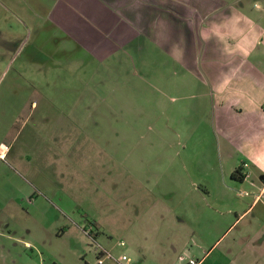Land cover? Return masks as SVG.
<instances>
[{"label": "rangeland", "instance_id": "obj_1", "mask_svg": "<svg viewBox=\"0 0 264 264\" xmlns=\"http://www.w3.org/2000/svg\"><path fill=\"white\" fill-rule=\"evenodd\" d=\"M107 1L0 0V264H89L110 241L109 261L135 264L132 249L171 241V264L203 254V264H250L245 222L227 228L234 214L201 195L221 160L224 170L240 162L213 112L238 104L224 80L264 67L253 33L264 0H240L237 16L211 26L170 0V33L150 26L145 7L142 38L120 42L109 29L125 24L111 20L133 22L138 0L114 2L104 19ZM78 3L77 37L68 17Z\"/></svg>", "mask_w": 264, "mask_h": 264}, {"label": "crops", "instance_id": "obj_2", "mask_svg": "<svg viewBox=\"0 0 264 264\" xmlns=\"http://www.w3.org/2000/svg\"><path fill=\"white\" fill-rule=\"evenodd\" d=\"M116 1H120L124 4L129 3L128 0H123L124 2L122 0L107 1L108 6L103 4V6H101V10L106 11L107 9H110L111 6L115 5L114 2ZM180 1L185 4L183 7L186 11L189 10L191 14L197 12L199 15L200 25L210 26L214 23H219L223 20H230L232 17L237 16L240 3V0H230L231 2L219 0L216 5H206L205 3L201 4L197 0ZM159 2L168 11L167 17H162V10L156 7V4ZM162 2L163 0H138L130 7L133 15L137 16V19L130 23L125 15H120L115 11L116 17H113L111 21L125 25L123 27L119 26L118 31H112L111 28L109 29L111 38L115 39L114 42H120V38L125 37L142 38V33H145L146 30V24L143 25V19L141 20V16L138 12L144 10L145 7L150 15V26L161 23L164 25L163 31L170 33V31L173 30V23L175 19L171 10L175 7L171 5V1L167 2L166 5ZM176 2L178 3L177 0H174L175 6ZM196 2H198L197 7L194 4ZM79 5V3L74 4L75 9L78 8V15H71L72 29L68 30L73 34L72 36L75 34L77 37L80 36L85 29L79 26ZM105 11L104 19L107 18ZM104 19H98L95 17L89 22V26L91 24L100 25V22H103ZM170 23L171 30L169 26ZM105 25L107 24L104 23L103 26ZM253 28L255 30V32L253 30V33L258 35L256 41L257 45H261L264 48V19L261 22L255 23ZM106 29L107 26L104 28V31H106ZM94 30L96 32L102 31V29L98 30L96 27H94ZM151 33H153V31H151ZM152 36L153 37L151 38L157 43L156 35ZM87 40L89 43L91 37H88ZM118 46L121 45H116V47ZM108 54L109 51H107L105 55ZM254 70L255 73L252 75L240 76L242 74L241 69H237L236 72L239 76L232 74L231 78L224 80L222 83V89H229L232 94L231 96L229 95V97L236 99L238 104L235 106L236 108L234 113L231 112V109L228 107H224L220 110L219 107L215 106L216 110L214 109L213 116L214 114L219 115V117L216 118L219 126L215 128V132L218 137L220 136L224 141L237 147L240 162L238 159V165L234 167V169L232 165H230L224 170L221 160V169L218 171L215 170L213 173V185L205 186L202 191L203 196L201 195V197L207 196L212 198L215 201L214 205L217 208H222V210L224 208V213L228 215L234 214L232 219L229 221L227 228H230L235 223L239 224L241 221L245 222V225L239 232L240 235H243L241 241L244 242V248H248V256L251 262L250 264H261L264 263V67H259L258 69L254 68ZM232 83L234 85L233 88L230 89L229 85ZM218 96L221 97L222 95ZM5 146V144L0 143V148L4 149L3 154L6 159L9 150L8 146H6V149ZM236 170L243 175L241 180H236L232 177L231 174ZM207 174L205 175L207 176ZM212 181H210V183H212ZM233 198L237 200L234 202L230 201ZM222 214L223 212L219 213V216ZM168 230H171V226ZM99 233L100 232L98 230L96 239H99ZM0 236H2L1 233ZM110 242H106L105 247L109 250L116 251V244ZM163 245H154L152 252L148 254L139 248L137 250L130 248V250H132L129 251L132 252L135 257V264H146V260H149V258L151 259V262H156V264H171V241L168 242L167 246ZM106 248L104 249L108 251ZM204 257L205 254H203V256L197 261V264H203ZM190 259L192 258H189V260ZM102 263L117 264L116 261H109L108 257L100 254L97 255V253L95 260L89 264Z\"/></svg>", "mask_w": 264, "mask_h": 264}, {"label": "built area", "instance_id": "obj_3", "mask_svg": "<svg viewBox=\"0 0 264 264\" xmlns=\"http://www.w3.org/2000/svg\"><path fill=\"white\" fill-rule=\"evenodd\" d=\"M6 149V146H5ZM3 148H0V159H3L5 156L3 154ZM97 252L101 253L103 256L106 257H112V255L106 251L103 247H101L100 245H97ZM117 264H132V261L129 257H126L125 255H122L121 257H118L117 259H114ZM188 264H197V262H195L193 259H190L188 261Z\"/></svg>", "mask_w": 264, "mask_h": 264}, {"label": "trees", "instance_id": "obj_4", "mask_svg": "<svg viewBox=\"0 0 264 264\" xmlns=\"http://www.w3.org/2000/svg\"><path fill=\"white\" fill-rule=\"evenodd\" d=\"M231 175L236 180H241L243 178V175L238 170L234 171Z\"/></svg>", "mask_w": 264, "mask_h": 264}, {"label": "flooded vegetation", "instance_id": "obj_5", "mask_svg": "<svg viewBox=\"0 0 264 264\" xmlns=\"http://www.w3.org/2000/svg\"><path fill=\"white\" fill-rule=\"evenodd\" d=\"M71 17H72V16L69 17V24H70L71 29H72V24H71V23H72V20H71ZM18 48H19V42L16 43V45H14V49H15V50H17Z\"/></svg>", "mask_w": 264, "mask_h": 264}]
</instances>
